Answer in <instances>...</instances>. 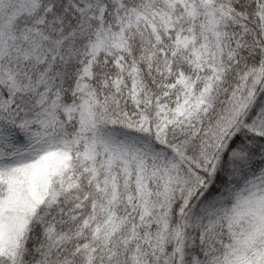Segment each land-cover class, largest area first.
<instances>
[{
    "label": "snow or ice",
    "instance_id": "obj_1",
    "mask_svg": "<svg viewBox=\"0 0 264 264\" xmlns=\"http://www.w3.org/2000/svg\"><path fill=\"white\" fill-rule=\"evenodd\" d=\"M0 264H264V0H0Z\"/></svg>",
    "mask_w": 264,
    "mask_h": 264
}]
</instances>
